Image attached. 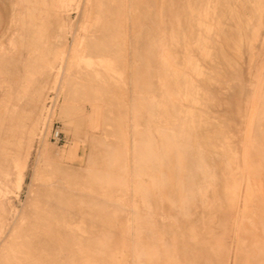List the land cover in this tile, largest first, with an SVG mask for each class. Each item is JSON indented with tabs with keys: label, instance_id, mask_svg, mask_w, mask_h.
Listing matches in <instances>:
<instances>
[{
	"label": "rangeland",
	"instance_id": "1",
	"mask_svg": "<svg viewBox=\"0 0 264 264\" xmlns=\"http://www.w3.org/2000/svg\"><path fill=\"white\" fill-rule=\"evenodd\" d=\"M206 1L0 0V264H253L264 251V194L248 185H264V97L243 144L261 60L237 21L257 0ZM199 7L217 20L211 59L195 44ZM43 143L39 172L57 186L31 233L15 221L40 191Z\"/></svg>",
	"mask_w": 264,
	"mask_h": 264
},
{
	"label": "bare ground",
	"instance_id": "2",
	"mask_svg": "<svg viewBox=\"0 0 264 264\" xmlns=\"http://www.w3.org/2000/svg\"><path fill=\"white\" fill-rule=\"evenodd\" d=\"M100 2V1H99ZM160 3V2H159ZM200 4H207V5H214V4H222V2H221V0H215L214 2H211V1H206V2H200ZM145 5V4H144ZM256 5H258V6H256ZM256 5L255 6H252V9H251V11H252V14L254 15L253 17L251 16V15H249V14H246L245 16H241V18L240 19H236L237 21H239L240 23H241V26H243V28H246V30H247V32H248V37H246L247 39H246V41H247V44H248V47H249V50L251 51V55H250V59L251 60H257L256 59V57H258V58H260V60H261V64H260V66L258 67V72H257V76H256V84L255 85H253L254 86V92H253V96H252V98H253V100H252V105H251V110L249 111V115H247V117H248V121H247V124H248V127H247V129H246V131H245V134H244V147L245 148H248V149H246L247 150V152L249 153V151L248 150H250V149H253L252 148V144H253V142L257 139V137H258V135H257V131H255V130H257V129H255L254 130V127H253V124H255L254 122L256 121L255 120V118H256V116H258L257 118H258V121H260V115H257V113L259 112H261V111H259V109H261V104H262V100H263V97H264V51H260V52H262V53H260V52H255V50L256 49H259V48H255L254 47V45H255V43L256 42H258L259 40H261L260 39V37H261V33H260V29H261V27L262 26H264V15L262 14V9L260 8L261 6H264V0H261V1H256ZM189 6V5H188ZM124 7V6H123ZM147 7V6H146ZM209 7V6H208ZM219 7V6H218ZM130 8V7H129ZM128 8V9H129ZM149 8V7H148ZM162 8V7H161ZM213 8H215V7H212V9ZM133 9V8H132ZM150 9V8H149ZM163 9V8H162ZM216 9V8H215ZM215 9H213L214 11H215ZM161 10V9H160ZM190 10V9H189ZM197 11V24H198V26H200L201 27V30H204L203 32L204 33H197V40H195L196 42H195V44H196V48L199 50V53H201V54H203V55H205V53H207V58L206 59H211V53L213 52L212 50V48L210 47V46H212L211 45V43L213 42H215V47L216 46H218V44H216V42L218 41V39H217V37H216V34H214L213 33V31H212V29H210V28H213V30H214V25L216 24V21L217 20H215L214 18H213V16H212V14L209 12V10H205V9H202L201 7H199V8H197L196 9ZM129 11V10H128ZM145 11V10H144ZM163 11V10H162ZM161 11V12H162ZM222 11V10H221ZM189 12V11H188ZM215 12H218V11H215ZM214 12V13H215ZM130 13V12H129ZM133 13V12H132ZM134 13H135V11H134ZM163 13V12H162ZM191 13V12H190ZM219 14H220V12H218ZM217 13V14H218ZM125 14V13H124ZM126 14H127V12H126ZM125 14V15H126ZM144 14V13H143ZM149 14V13H148ZM150 14H151V12H150ZM216 14V13H215ZM158 15H160V14H158ZM190 15V14H189ZM222 15H223V13H222ZM144 16H146V12H145V14H144ZM149 17V16H148ZM144 18L145 20H150L149 18ZM218 18V17H217ZM222 18V17H221ZM218 19H220V18H218ZM253 19H256L257 20V24L254 26V28H252L251 29V22L253 21ZM152 20H155V18L153 17V19ZM151 20V21H152ZM150 21V22H151ZM159 21V20H158ZM144 23V22H143ZM146 23V22H145ZM223 23V22H222ZM148 24V23H147ZM255 24V23H254ZM144 25V24H143ZM263 28V27H262ZM210 30L212 31V32H210ZM149 31V30H148ZM214 31H216V29L214 30ZM218 31V30H217ZM198 32H200V31H198ZM219 32H220V30H219ZM154 33V32H153ZM222 33V32H221ZM220 33V34H221ZM218 34V33H217ZM153 35H155V34H153ZM223 36V35H222ZM221 36V37H222ZM243 36V35H242ZM220 37V36H219ZM153 38V37H152ZM146 39V38H145ZM159 39V38H158ZM150 40V39H149ZM75 41H76V38H75ZM74 41V42H75ZM158 41V40H157ZM136 42V41H135ZM162 42V41H161ZM197 42H199V48L197 47ZM261 42H263V40L261 41ZM194 44V45H195ZM258 44H259V42H258ZM257 44V45H258ZM262 44V43H261ZM158 45V44H157ZM154 46V45H153ZM214 46V45H213ZM260 47H261V45H260ZM136 48V47H135ZM212 50H211V49ZM216 49H218V48H216ZM221 49V48H220ZM147 50V49H146ZM195 50V49H194ZM260 50V49H259ZM165 51V50H164ZM215 51V50H214ZM192 52H194L193 50H192ZM219 52V51H218ZM217 52V53H218ZM165 53V52H164ZM214 53V52H213ZM167 54V53H166ZM193 54V53H192ZM216 55V54H215ZM236 55V54H235ZM238 55V54H237ZM219 56H220V52H219ZM263 56V57H262ZM169 57V56H168ZM221 57V56H220ZM163 58V57H162ZM191 58H193V56H191ZM197 58V57H196ZM195 57H194V59L195 60H197ZM237 58V57H236ZM213 59H215V58H213ZM162 60V59H161ZM188 60V59H187ZM154 61V60H153ZM164 61H167V58H166V60H164ZM163 61V62H164ZM176 61V60H175ZM174 61V62H175ZM210 61V60H209ZM214 61V60H213ZM143 62V61H142ZM152 62V61H151ZM156 62V61H155ZM187 62V61H186ZM189 62V61H188ZM198 62V61H197ZM193 63H195V61L193 62V59H191L190 60V66H191V68L190 69H192L193 68V71L192 72H194V73H196V74H194L195 76L197 75V70L196 69H194V64ZM155 64V63H154ZM164 64H165V62H164ZM169 64V63H168ZM173 64H175V63H173ZM197 64V63H196ZM187 66H188V63L186 64ZM167 67V72H168V75H167V73H165L166 74V77L167 76H169V77H171V74L170 73H174L173 75H175L176 77H178V73L179 72H181V71H179V72H177V70L175 69H173L172 67H171V65H166L165 66V68ZM178 67V66H177ZM183 67V66H182ZM197 67V66H196ZM256 68H257V66H256ZM145 69V68H144ZM143 69V70H144ZM150 69V68H149ZM206 69V68H205ZM156 70V69H155ZM189 70V68H187L186 69V71H188ZM202 70V69H201ZM200 70V71H201ZM204 70V69H203ZM207 70V69H206ZM209 71V70H208ZM256 71H257V69H256ZM154 72V71H153ZM190 72V71H189ZM199 72V71H198ZM186 73V72H185ZM204 73H206L205 71H204ZM203 73V74H204ZM191 74V73H190ZM193 74V73H192ZM191 74V75H192ZM183 75V74H182ZM193 76V75H192ZM201 76V74L200 75H198L197 77H200ZM205 76V74L204 75H202V77H204ZM191 76H189L188 74H185L184 75V78H186V83H185V88H186V92H187V96H188V94H189V92L191 91V90H193L194 88H196L197 89V82H195L194 80L195 79H193V78H190ZM207 77V76H206ZM168 78V77H167ZM212 78V77H211ZM210 78V79H211ZM188 79V80H187ZM197 79V78H196ZM169 80V79H168ZM167 80V81H168ZM172 82V81H171ZM179 82V81H178ZM173 86V85H172ZM253 88V87H252ZM178 94V93H177ZM173 95V94H172ZM183 96V95H182ZM172 97V96H171ZM195 97V96H194ZM179 98V97H178ZM189 98V97H188ZM174 100V99H173ZM182 100V99H181ZM189 100V99H188ZM153 101V100H152ZM187 103H190L189 101H187V100H185ZM185 102V103H186ZM250 102V101H249ZM152 103H154V102H152ZM192 103V102H191ZM156 104V103H155ZM155 104H153V105H155ZM251 104V103H250ZM201 104L200 103H198V106H200ZM42 109V108H41ZM184 110H186V109H184ZM183 110V111H184ZM183 111H181L182 112V114H183ZM258 111V112H257ZM187 112V111H186ZM185 112V113H186ZM193 112V111H192ZM196 112V111H195ZM256 113V114H255ZM248 114V113H247ZM142 115V114H141ZM140 115V116H141ZM156 115V114H155ZM186 115H188L187 113H186ZM186 115L184 114V116L186 117ZM256 115V116H255ZM180 116H182L181 114H180ZM195 116H197V115H194L193 117H195ZM200 116V115H199ZM203 116V115H202ZM184 117V118H185ZM136 118V117H135ZM183 118V119H184ZM187 118V117H186ZM190 118V117H189ZM188 118V119H189ZM195 118H197V117H195ZM188 119H186L185 121H187ZM246 119V118H245ZM182 120V119H181ZM199 122V121H198ZM201 122L202 123H207V118H205L204 116L203 117H201ZM148 123V122H147ZM183 123V122H182ZM185 123V122H184ZM258 123V122H257ZM201 124V123H200ZM246 124V125H247ZM19 126V125H18ZM255 126V125H254ZM16 127V126H15ZM22 128H24V126H22L21 127V129ZM257 128V127H256ZM20 129V128H19ZM7 130V129H6ZM5 130V131H6ZM150 130V129H149ZM167 130V129H166ZM178 130V129H177ZM14 131H15V129H14ZM175 131V130H174ZM7 132H9V130L7 131ZM22 132V131H21ZM13 133V132H12ZM19 133V132H18ZM18 133H16V135L18 134ZM182 133V132H181ZM184 133V132H183ZM11 134V133H10ZM37 134V133H36ZM36 134H30V135H28V136H25V137H21V139L18 141L17 140V142H19L18 144H19V149H20V151H19V149H18V151L19 152H21V150H22V154L20 155L21 157L19 158H17L18 160H19V166L20 167H22V165H23V163H24V161L26 160V157L29 155V153H30V151H31V149H32V147H33V145H34V142H35V140H36ZM152 134V133H151ZM173 135V134H172ZM186 135V134H185ZM189 136V135H188ZM14 137V136H13ZM179 137V136H178ZM17 138V137H16ZM192 138V137H191ZM189 139V138H188ZM181 140V139H180ZM193 140V139H192ZM14 141H15V138H14ZM13 141V142H14ZM177 141V140H176ZM12 142V141H11ZM16 142V141H15ZM9 144V143H8ZM10 145H13V143H11ZM9 145V147H11ZM178 145V144H177ZM14 146V145H13ZM12 146V147H13ZM18 146V145H17ZM16 146V147H17ZM8 147V146H7ZM11 147V148H12ZM16 147H13V148H15V149H12V150H16V152H17V149H16ZM184 147H187V146H184ZM190 147V146H189ZM188 148V147H187ZM192 147H190V151L191 150H193V148L191 149ZM3 149V148H2ZM1 149V150H2ZM7 149V148H6ZM189 149V148H188ZM187 149V150H188ZM11 150V151H12ZM110 150V149H109ZM184 150H186V148H184ZM245 150V149H244ZM4 151H6L7 152V150H5V148H4ZM10 151V152H11ZM112 151V150H111ZM161 151V150H160ZM3 151H1L0 153H2ZM188 152V151H187ZM186 152V153H187ZM247 153V154H248ZM2 154H4V152L2 153ZM1 154V155H2ZM17 154H20V153H17ZM170 154V153H169ZM243 154H244V152H243ZM7 155V154H6ZM8 155H9V152H8ZM16 156V155H15ZM156 157H157V155H156ZM50 158V155L48 154V152H47V150H46V148L44 147V143H43V145L41 146V151H40V154H39V158L37 159V163H36V166H35V170H34V176H33V180L34 181H40L39 183V193H38V195L36 196L35 194H34V196H36L35 198L33 197V198H31V200H32V202L30 203V205L29 206H31V204H32V207H31V209H30V211L28 212V213H25V215H24V217L22 218V219H20L19 217H20V214H18V217H17V219H16V226L18 227V229L23 225V224H29L30 225V227L28 228V229H30V232L31 233H33L35 230H37L39 227H38V223H39V221L42 219V218H44L45 216H43L44 214H45V211H43L44 209L43 208H45V207H47L48 206V204H47V201H50V199H52L53 197H54V191L56 190V186H57V177H56V175H55V173L54 172H49V173H47V171H46V173L45 174H43V175H40V173L43 171L44 172V170L42 169V171H40L39 172V165H41L40 163H42V161L41 160H43L44 161V159H45V161H48V160H50L49 159ZM61 158V157H60ZM51 161V160H50ZM245 161V160H244ZM49 162V161H48ZM92 162V161H91ZM47 163V162H46ZM247 163V162H246ZM59 164V163H58ZM244 165V164H243ZM245 166V165H244ZM181 168V167H180ZM61 179V178H60ZM64 179V178H63ZM62 179V180H63ZM70 180V179H69ZM246 182H248L247 180H246ZM64 184V183H63ZM67 184V183H66ZM38 185V184H37ZM248 185L250 186H255L256 188H257V191H258V193H260V194H264V191H263V189H264V187L262 188V186H264L261 182L260 183H251V182H248ZM32 188V187H31ZM67 190V189H66ZM76 192V191H75ZM31 194V193H30ZM83 195V194H82ZM86 195V194H85ZM92 196V195H91ZM86 204V203H85ZM27 206V205H26ZM97 207H99V206H97ZM101 211V210H100ZM40 225V224H39ZM42 225V224H41ZM40 225V226H41ZM75 225V224H74ZM42 228V227H41ZM11 230V229H10Z\"/></svg>",
	"mask_w": 264,
	"mask_h": 264
},
{
	"label": "crops",
	"instance_id": "3",
	"mask_svg": "<svg viewBox=\"0 0 264 264\" xmlns=\"http://www.w3.org/2000/svg\"><path fill=\"white\" fill-rule=\"evenodd\" d=\"M1 17V16H0ZM2 20H1V18H0V27L2 26ZM151 145H153V142H151ZM152 150H154V147H152L151 148ZM153 154V153H152ZM159 154V153H158ZM165 155H169V154H167V153H164ZM154 155V154H153ZM153 155L151 156L152 158H153ZM158 157V156H157ZM157 157L155 158V159H157ZM248 188H249V186H248ZM258 197V196H257ZM262 197V196H261ZM262 200H264V197H262L261 198ZM246 201H248V202H252L253 200H247V198H246ZM234 233H235V231H234ZM155 244V243H154ZM140 247L141 246H147V245H143L142 243L139 245ZM147 247H149V246H147ZM259 249V254H258V256L257 257H254V261H253V264H259V262L261 261V257L263 256V250H262V248L260 247V248H258ZM142 254V253H141ZM157 255H158V253H157ZM157 255H154L155 257H157Z\"/></svg>",
	"mask_w": 264,
	"mask_h": 264
},
{
	"label": "built area",
	"instance_id": "4",
	"mask_svg": "<svg viewBox=\"0 0 264 264\" xmlns=\"http://www.w3.org/2000/svg\"><path fill=\"white\" fill-rule=\"evenodd\" d=\"M53 139H54L56 142H58V141L61 140V133H60V131H56V132L54 133V135H53Z\"/></svg>",
	"mask_w": 264,
	"mask_h": 264
}]
</instances>
